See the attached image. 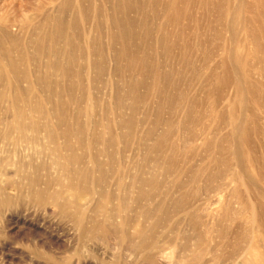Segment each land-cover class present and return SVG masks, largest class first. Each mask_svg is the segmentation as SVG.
Wrapping results in <instances>:
<instances>
[{"label": "rangeland", "instance_id": "1", "mask_svg": "<svg viewBox=\"0 0 264 264\" xmlns=\"http://www.w3.org/2000/svg\"><path fill=\"white\" fill-rule=\"evenodd\" d=\"M59 1L0 0V15L19 41V46L10 43L12 52L27 75L2 73L1 88L30 86L27 97L32 103L50 109L46 98L52 93L47 85L78 84L62 98L68 100L70 113L82 110L85 129L117 135L110 151L128 150L125 187L138 171L152 183L146 187L143 215L133 205L124 214L131 221L122 226L123 221L117 219L111 224L105 211L122 208L125 199L130 205L134 200L130 187L127 194L125 188L113 187L115 197L106 199L100 187L93 185L95 199L90 206L61 207L71 196L67 179L53 168L54 158L14 155L0 146V264H197L190 260L192 253L226 252L236 242L233 231L259 226L251 211L242 209L244 202L252 207L262 196L259 219L264 224V0H178L182 14L174 25L165 20L167 11L163 10L171 0H157V12L152 11L150 0H137V10L118 9V0H73L68 17L76 21L71 34H81L74 39L73 60L81 77L70 80L59 70L45 67L50 60L67 61L64 53H50L48 41L41 43L45 52L37 51L36 28ZM122 17L135 22L145 19L148 27V31L137 28L142 38L127 42V56L124 44L116 40L120 29L114 20ZM167 33H172V57L161 47ZM186 43L192 56L187 69L180 61ZM64 44L61 41L57 46ZM143 54L147 69L131 61ZM96 65L105 66V71L99 73ZM154 70L178 71L173 74L177 87L165 88ZM14 91L16 87L11 94ZM7 105L3 102V108ZM128 121L131 125L126 126ZM21 164L30 170L34 165L44 167L42 172L57 180L42 201L19 173ZM219 184L223 191L217 196L211 191ZM209 189L210 198L205 195ZM56 192H63V199L56 200ZM181 198L188 203L196 199V204L207 200L199 221L175 206ZM82 214L86 231L77 222ZM100 224L104 230L97 228ZM138 228L146 238L142 240L144 257L163 250V258L153 262L132 254L131 245L141 242L134 238ZM221 230L231 232L224 238ZM125 234L130 239L123 241ZM208 253L206 260L211 257Z\"/></svg>", "mask_w": 264, "mask_h": 264}, {"label": "bare ground", "instance_id": "2", "mask_svg": "<svg viewBox=\"0 0 264 264\" xmlns=\"http://www.w3.org/2000/svg\"><path fill=\"white\" fill-rule=\"evenodd\" d=\"M177 1L178 0H171L170 4L168 2L169 6L167 5V10L163 9L164 11H167L165 13V20L167 19V21L171 22L172 25L176 24L181 19L182 13L177 9ZM118 2V9L121 10H137L140 7V2L137 0H118ZM150 2L153 9L152 11L157 12V0H150ZM72 5L73 0L59 1L54 12L47 15L45 17V21L41 22L35 31L37 36L36 40L39 42L37 49L39 53L45 52V48L44 46H41V43L45 44V42L48 41V43L51 44L50 53L52 52L55 54L56 52H62L68 57V60H65V62L50 60L45 64L47 70H59L62 73L63 78L66 80H70L72 76L77 79H80L81 77V71L76 70L73 65V60L75 59L74 51L76 50L74 39L81 36V34H71V30L74 29L76 25L75 19L68 17L70 10H72ZM185 13L186 14L184 15H187V10ZM6 22L7 20L5 17L0 15V76L2 73H8L26 77L27 75L24 74L21 69V60L14 56L12 52V45L10 44L12 43L13 46H19V41L13 39V34L7 28ZM114 23L120 29L116 40H119L124 44L123 54L124 56H127V42L129 43L130 40L142 38L139 37L137 28L142 26L145 27V31H148L147 22L145 19L144 21L139 20L138 22H135L127 19V17H122L116 18ZM154 30L159 32V28L157 27H154L153 31ZM165 31L166 30H164V33H166ZM171 34L172 33H170V35ZM170 35L168 33L167 36L164 35V44L161 47H164L166 56L172 57L174 44ZM93 40L95 43H98L96 39ZM61 41H64L65 44L60 48L57 44ZM189 49L190 45L186 43L184 44L183 51L181 52L180 61L186 66V69L190 68L192 63V56L190 55ZM144 58L143 54L140 55L138 59L136 57V59L133 58L131 61L132 63L140 62L145 68L148 61ZM237 59L240 63H242L240 57ZM96 67L99 73H103L106 68L102 65H96ZM215 72H217V70ZM153 73L157 80L161 81L162 84L165 85V88L177 87V82L173 80V74L175 73L178 75V71L169 72L168 70H154ZM219 77L220 76L218 75V80L221 79V83L225 82L224 79ZM80 82L81 81H78V83ZM76 86L79 85L70 84L69 86L66 85L64 87L47 85L46 88H48L50 93H52L50 97L46 98L47 103L52 106L50 109H43L41 108V105H35L32 103L31 97H27V94H30L32 90L30 86L26 89L13 84L4 85V88H1L0 86V146L9 149V153H13L14 155L24 153L25 155L34 157L35 159L38 157L41 158L47 154L52 156L55 161L53 168L60 170L62 176L65 177V182L67 179V193L71 196V200L62 201L61 207L70 205L75 209H82L90 206L95 199V193L92 187L93 185L100 187L103 196L106 199H112L115 197L114 192H112L113 187L114 189L125 188L124 193L126 194L128 193V187H130L129 195H134V200L130 205H127L125 199L122 208L119 207L111 210L107 209L105 211L107 221L109 223L115 224L117 219H121L123 221L122 226H124L127 222L131 221V218L128 216L126 217L124 214L127 209L131 210L133 205L136 207V213L141 216L143 215V209H145L144 201L147 197L146 187L151 186L148 183L152 182L145 179L143 171H138L137 174L132 176V184L125 187L127 174L123 172V169L128 150L119 148L117 153L110 151V148L114 146V143L117 140V135L100 134L95 132L94 129H85L81 115L82 110L78 109L75 113L69 112L68 100L63 99L62 97L73 93ZM14 87H16V92L14 91V93L11 94ZM164 92H166V90H164ZM238 92L240 91L237 88V93ZM3 102L8 103L5 108H3ZM8 115H11L12 117L4 118V116ZM50 120H53L55 128L51 125ZM236 121L235 116H233V123L235 124ZM125 125H131V122L128 121ZM149 134L151 135V133ZM244 137L245 140H247L246 131L244 132ZM197 139L198 136L194 138V140ZM209 145L210 143L207 142V146ZM223 149L225 151L228 150L227 148ZM34 154L35 156H33ZM223 159H225V164H230V160H226V158ZM20 166L19 173H21V176H24L25 180L28 181L27 184L30 186V190L34 192V197L37 198V200L42 201L43 196L51 193V188L58 184L57 180H55L53 176L47 177L44 172H42L46 171V168L44 167L34 165V168L31 169V174V172H29L31 171L30 169H26L27 167L22 166V164ZM61 181H59V183L63 184ZM222 186V184L215 186V190L213 191L209 189L206 191L205 195L210 198L211 191L214 194L218 193L217 196H219L221 191H223ZM56 193V200L63 199V192ZM259 199H262V196L259 197ZM259 199L253 201L254 203L252 204V207L247 202H244L242 208L245 211H251L250 213H252L253 221L258 223V227L233 231L232 233H234L236 242L234 244L232 243V246L228 245L230 248L226 252L220 254L209 250L211 253L209 260H206V254L208 251L203 252V254L201 252H194L192 253L194 254L192 257L193 259L190 258V260L196 262L197 264H214L215 262L219 264H235L237 261H241L242 264H264V224L260 225ZM193 201V203H188L186 199L184 200L181 198L178 202L176 201L175 206H178V208L188 214L194 222H197L199 221V211L204 209V206L207 204V200L205 202L200 200L199 204H196V199ZM230 209L231 205L228 204L227 210L230 211ZM151 214H153L152 211L147 213V215L150 216ZM77 219L79 226L83 229V231H86V218L84 214L78 216ZM97 226L98 229H105V226L101 224ZM229 232L231 231L221 230L220 235L225 238ZM144 236L145 235L143 234L142 229L138 228L135 231L134 238L141 240V242L139 241L138 245H131L130 248L132 254L137 258L144 257V244L142 243V240L145 238ZM128 239H130V237L125 234L123 236V241ZM163 257V250H161L158 251V253L156 252L146 255L144 258L146 261L149 260L155 262L157 259H161Z\"/></svg>", "mask_w": 264, "mask_h": 264}]
</instances>
